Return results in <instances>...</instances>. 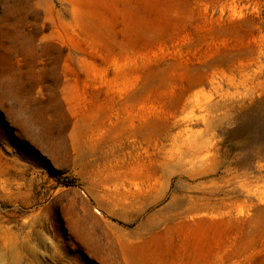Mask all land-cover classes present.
I'll return each mask as SVG.
<instances>
[{"label":"rangeland","instance_id":"374dc122","mask_svg":"<svg viewBox=\"0 0 264 264\" xmlns=\"http://www.w3.org/2000/svg\"><path fill=\"white\" fill-rule=\"evenodd\" d=\"M0 264H264V0H0Z\"/></svg>","mask_w":264,"mask_h":264}]
</instances>
